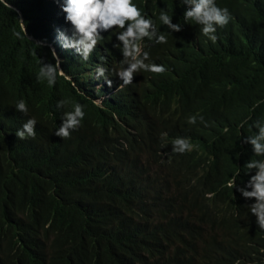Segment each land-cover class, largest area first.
I'll return each mask as SVG.
<instances>
[{
  "label": "clouds",
  "instance_id": "clouds-1",
  "mask_svg": "<svg viewBox=\"0 0 264 264\" xmlns=\"http://www.w3.org/2000/svg\"><path fill=\"white\" fill-rule=\"evenodd\" d=\"M1 1L16 21L13 28L48 50L39 54L37 82L66 87L56 108L66 107L51 116L52 134L63 140L76 128L88 131L86 120L109 116L96 121L103 124L93 132L107 123L117 127L112 135L119 136L125 163L133 161L148 177L160 203H173L192 236L218 242L227 261L264 264V101L253 99L240 107L237 121L229 119L226 111L238 106H227L214 80L207 90L200 74L192 77L193 64L173 54L187 41L198 44L194 56L205 59H218V48L243 46L248 39L238 34L242 20L230 0ZM248 1L264 6V0ZM255 13L263 26L264 12ZM255 25L249 39L261 35ZM32 106L15 103L18 139L48 127ZM252 233L260 244L250 241Z\"/></svg>",
  "mask_w": 264,
  "mask_h": 264
},
{
  "label": "trees",
  "instance_id": "trees-1",
  "mask_svg": "<svg viewBox=\"0 0 264 264\" xmlns=\"http://www.w3.org/2000/svg\"><path fill=\"white\" fill-rule=\"evenodd\" d=\"M244 1H229L242 20L238 34L248 39L243 46L218 48V59L194 56L198 44L188 41L173 51L193 64L192 77L200 74L207 90L214 80L223 102L238 106L226 111L234 121L244 113L240 107L264 101V16L262 26L255 13L264 12V6ZM10 16L0 0V264H236L227 261L218 242L192 236L171 201H158L145 183L148 177L133 161L125 163L119 136L112 135L117 127L107 123L93 132L103 124L95 122L109 116L86 120L88 131L76 128L63 140L52 134L51 116L66 107L56 108L66 87L57 80L53 86L37 82L39 54L48 50L37 47L20 26L13 28ZM254 21L261 35L249 39L256 35ZM31 27L36 30L34 23ZM19 99L32 104L42 121L47 117L48 127L28 140L13 133ZM249 239L262 241L256 233ZM253 256L259 260L257 250Z\"/></svg>",
  "mask_w": 264,
  "mask_h": 264
},
{
  "label": "bare ground",
  "instance_id": "bare-ground-1",
  "mask_svg": "<svg viewBox=\"0 0 264 264\" xmlns=\"http://www.w3.org/2000/svg\"><path fill=\"white\" fill-rule=\"evenodd\" d=\"M56 11H57V10H56ZM43 36H44V35H43ZM57 49H58V51H60L61 53L64 52V51H67V50H61V49H59V48H57ZM65 55H66V54L63 53V56H64V57H65Z\"/></svg>",
  "mask_w": 264,
  "mask_h": 264
}]
</instances>
